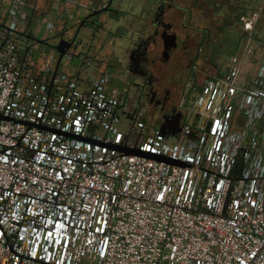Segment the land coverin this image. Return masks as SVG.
<instances>
[{
    "label": "built area",
    "instance_id": "obj_1",
    "mask_svg": "<svg viewBox=\"0 0 264 264\" xmlns=\"http://www.w3.org/2000/svg\"><path fill=\"white\" fill-rule=\"evenodd\" d=\"M34 6L0 0V264H264V58L243 75L261 10L223 73L200 80L194 58L175 126L112 90L82 39L64 69Z\"/></svg>",
    "mask_w": 264,
    "mask_h": 264
},
{
    "label": "rangeland",
    "instance_id": "obj_2",
    "mask_svg": "<svg viewBox=\"0 0 264 264\" xmlns=\"http://www.w3.org/2000/svg\"><path fill=\"white\" fill-rule=\"evenodd\" d=\"M150 1L153 9L145 13L144 22L146 25L140 30L139 34L131 29L128 20L141 15L144 12L143 7L148 2H143V0H122V2L114 0L110 10L119 11L123 14L112 16L108 10L103 12L104 15L95 16L96 20L87 22L81 27L77 36V40L82 39L81 47L86 49L87 43H91L94 39L95 43L103 46V50L108 56L113 54L116 59L122 60L121 56L129 47L130 42L136 41L140 36H146L154 28L152 15L158 0ZM38 7L40 8V6ZM258 8L261 10V16L254 30V46L252 52L245 56L243 64V75L251 76L264 58V0H174V6L168 9L163 17L166 21L172 23L171 31L178 35L180 41L183 40L180 32L184 27L187 29L184 32L191 34L190 36L194 41V56H198L200 62V80H203L207 76L219 74L221 69L229 62L230 56L240 49L245 35L242 16ZM98 27H101L100 31L96 32ZM125 27L127 30H125ZM118 29L122 31L117 32ZM72 33L74 34V32ZM66 36L71 38L68 35ZM59 40L50 38L45 41L51 45L48 46L57 55L55 45ZM92 44L95 46L94 43ZM38 46L39 44L36 45V47ZM71 50H75V47L72 46ZM44 51L37 49L35 59L38 64L42 63ZM153 51L156 59L152 65L150 83L159 89L168 90L170 95L168 105H174L188 72V69H185V59L181 56L177 57V50L174 51L173 58L170 60L163 59V45L161 43H158ZM80 61L81 56L70 60L68 53H66L62 58L61 66L75 72ZM110 72L117 82L120 79L123 81L124 78H127L125 83L121 82L120 89L124 90L125 93L132 92L133 98H135L139 86L145 84V79L141 75L127 76L128 72L125 66H117L113 70L110 69ZM144 93L145 91L142 97L145 98ZM146 102L143 101V109L154 111V113L161 116L160 104L150 103L148 100Z\"/></svg>",
    "mask_w": 264,
    "mask_h": 264
},
{
    "label": "crops",
    "instance_id": "obj_3",
    "mask_svg": "<svg viewBox=\"0 0 264 264\" xmlns=\"http://www.w3.org/2000/svg\"><path fill=\"white\" fill-rule=\"evenodd\" d=\"M30 1L35 5L34 7L36 10L32 16V21L35 24L34 32H35L36 38L38 39L37 43H41L42 41L45 42L49 40L50 38H56V39H61L63 37L68 38L66 35H68L69 37H72L78 30L81 29L82 26H84L87 22H89L90 19H87V18L90 14H93L90 17L91 19L93 18L95 19V16H98L99 14L104 15L103 12H106L108 10H109V14L112 16H121L123 14L122 12L119 13V11L110 10L114 0H30ZM144 1L148 2V4H146V6L143 7L144 12L141 15H138L128 20V23H129L128 25L131 27V29L134 30V32L136 31L137 34H139L140 30L146 25V23L144 22L145 13L148 10L151 11L153 9L151 5L152 3L150 0H143V2ZM60 2H63V4H60ZM120 2H122V0H120ZM59 5H60V9H58ZM38 6H40L41 9ZM64 6L66 7L70 6L74 10L75 15L72 19L65 18ZM123 16L125 17V15ZM40 18L42 21L47 20V19H52V18H55L56 20V29L48 37H44L43 35L39 33L40 30L42 29V21L40 20ZM100 28L101 27H98L96 32L100 31ZM185 29L186 28L184 27V29H182L180 32L183 38H186V37L191 38L190 33L186 31L184 32ZM125 30H127L126 27H125ZM120 31L122 30H119V29L117 30V32H120ZM72 32H74V34ZM92 43H94L95 46H93ZM45 44H46L45 50L48 52H52L51 48L48 46L50 44L46 42ZM86 49L92 50L94 54L96 55V57L101 61L102 65L99 68V71H103L105 69L113 70L117 66L123 67L128 64V54H129V50L131 49V42L129 44V47L125 51V53L122 54L121 56L122 60L116 59L113 54H111V56L110 55L108 56V54L104 52L103 46L98 43H95L94 39H92L91 43L90 42L87 43ZM227 65L228 63L225 65L224 68L221 69L220 73H223L225 71V69L227 68ZM125 81L127 80H125L124 78L123 81H121L120 79L119 82H117L114 75L112 74L110 87L112 90L124 91L120 89V87H121V82L125 83Z\"/></svg>",
    "mask_w": 264,
    "mask_h": 264
},
{
    "label": "flooded vegetation",
    "instance_id": "obj_4",
    "mask_svg": "<svg viewBox=\"0 0 264 264\" xmlns=\"http://www.w3.org/2000/svg\"><path fill=\"white\" fill-rule=\"evenodd\" d=\"M173 5H174V0L157 1L156 9L152 15V25L154 28L146 36H140L139 39L132 42L131 49L129 50V54H128V64L125 67H127V72H128L127 76L141 75L145 79V84L140 85L135 94L134 99L138 107L143 104V101L146 102L148 100V102H150V99L154 94V101H159L161 105L162 119L165 120L166 118L167 121H169L171 124L176 126L179 124L180 116L179 114H175L176 103L174 105L173 104L168 105L170 98L169 91L164 89L163 90L159 89L158 87H155L150 83L151 69L156 59L154 56L155 54L153 49L158 43H161L163 45L162 57L165 60H170L171 58H173L174 51L177 50L178 52L177 57L179 58V56H181L182 58L185 59L186 62L185 69H189L191 63L195 58L193 39L186 37V38H182L183 40L180 41L178 39V35L176 38L177 45L175 47L168 49V51L164 53V39L161 36V34L164 31V23H171V22L166 21L163 16L168 9L173 7ZM168 31L172 32L171 29H169ZM125 80H127V78H125ZM144 91H145L144 93L145 98L142 97ZM131 95L133 97L132 92ZM172 114L175 115L170 120V115Z\"/></svg>",
    "mask_w": 264,
    "mask_h": 264
},
{
    "label": "water",
    "instance_id": "obj_5",
    "mask_svg": "<svg viewBox=\"0 0 264 264\" xmlns=\"http://www.w3.org/2000/svg\"><path fill=\"white\" fill-rule=\"evenodd\" d=\"M92 15L93 14H90L87 19H90V17ZM91 20H95V19L93 18V19H90L89 21H91ZM171 27H172L171 23H164V31L161 34V36L164 39V53H166L168 51V49H170L172 47H175L177 45V41H176L177 34L175 32H169L168 31L169 29H171ZM78 32H79V30L71 38H64V37L61 38L59 40V42L55 45V49L59 52V62L61 61L63 56L67 53V51L72 46L75 45L76 40H77V36H78ZM132 42L133 41H131V44H132ZM150 102L151 103H155V104H160L159 101H154V94L151 97ZM165 120H166V118H165ZM161 129L164 132L165 123L162 124ZM176 130H177V128H175L173 130V132H175ZM120 148L122 150H124V151L131 152V153H145V154H148L150 156H157V155L149 153V152H143V151H141L138 148H125V147H120ZM157 157L165 158V159H167L168 161H171V162H178V160H175V159L170 158V157H164V156H159V155Z\"/></svg>",
    "mask_w": 264,
    "mask_h": 264
},
{
    "label": "snow or ice",
    "instance_id": "obj_6",
    "mask_svg": "<svg viewBox=\"0 0 264 264\" xmlns=\"http://www.w3.org/2000/svg\"><path fill=\"white\" fill-rule=\"evenodd\" d=\"M59 227H63V225H59ZM51 235V234H50Z\"/></svg>",
    "mask_w": 264,
    "mask_h": 264
}]
</instances>
